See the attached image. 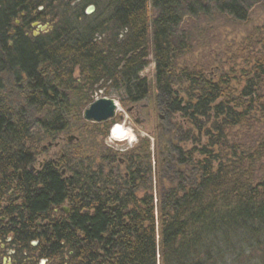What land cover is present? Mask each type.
Returning a JSON list of instances; mask_svg holds the SVG:
<instances>
[{"label": "trees", "instance_id": "obj_1", "mask_svg": "<svg viewBox=\"0 0 264 264\" xmlns=\"http://www.w3.org/2000/svg\"><path fill=\"white\" fill-rule=\"evenodd\" d=\"M88 5L95 6L91 14ZM258 5L264 0H49L51 28L38 35H7L11 19L0 10V240L11 238L14 257L264 264V131L248 142L228 134L243 128L249 137L264 125V56L254 58L238 94L227 76L215 82L199 71L185 75V106L170 89L176 60L192 48L187 22L245 24ZM149 56L152 87L140 77ZM97 89L121 92L130 104L153 89L160 110L187 118L197 134L180 124L179 136L161 138L154 172L147 138L123 160V175L110 150L106 174L67 158L57 164L68 169L65 178L53 161L28 172L42 140L85 124L82 112ZM114 122L95 132L106 136ZM185 142L190 146L182 148ZM65 203L68 214H53Z\"/></svg>", "mask_w": 264, "mask_h": 264}, {"label": "rangeland", "instance_id": "obj_2", "mask_svg": "<svg viewBox=\"0 0 264 264\" xmlns=\"http://www.w3.org/2000/svg\"><path fill=\"white\" fill-rule=\"evenodd\" d=\"M186 32L190 35L192 48L189 52L183 54V57L176 60L173 69L174 80L176 81L170 86L172 93L182 102L181 107L185 106L189 100L187 92L189 82L186 81L185 77L188 72H202L205 78L215 82L220 77L227 76L229 78V90H233L238 94L243 87L246 73L249 71L254 58L264 56V5L253 7L248 16V22L245 24L223 17H217L214 20L198 19L187 22ZM153 74L152 57L149 56V64L140 72V77L145 78L152 87ZM78 75L79 71L75 69L74 77H78ZM262 87H264V80ZM108 92L97 89L91 96V100L94 101L100 97L112 98L117 107L116 115L111 118L115 120L114 123H111V127L116 123L126 124L127 127L134 130L137 137L136 141L134 143H113L109 137L111 127L106 136H103L100 131L95 132L96 127H99L102 131L104 125L110 120L99 124H94L93 121L88 120L83 125L72 126L66 133L59 134L55 138L42 140L41 147L38 148L35 155L34 169L38 168L42 162L56 161V167L64 170L65 174L63 176L67 177L69 174L68 169L63 164L57 166L60 161H63V158H67L74 161L75 165L79 163L85 166L91 165V169L95 170L101 168L106 174L110 170L108 168L109 153L107 152L110 150L115 152L116 161L113 162L112 166L118 168L120 175H123L126 172V162L122 163V160L127 159L128 153L143 138H147L153 159L151 164L154 166V172L156 163L160 158L158 152L162 148L157 142H160L161 138L165 140L171 133L174 138L175 134L179 136L177 130H179L180 124L184 128L187 126V128L192 129L195 135L197 134L196 128L189 121L184 124L187 118L182 120L183 117L179 113H175L169 118L166 111L160 110V103L157 99L159 95L153 89L149 97L142 99L136 105V111L132 109L134 104L123 103L124 99L121 92ZM255 129L256 132L248 137L245 129L233 127L228 133L229 138L230 140L238 139L240 142L251 141L250 139L253 140V138L259 137L263 133L264 125L259 123ZM68 137L73 138L68 141ZM187 142L180 143V146L187 148V146H190ZM152 175L154 177L155 173H152ZM137 194L141 195L142 191H137ZM1 245L5 246L3 243H0ZM33 254L37 253L33 252ZM34 259L38 264L39 258L34 256ZM45 264H53V261L50 260Z\"/></svg>", "mask_w": 264, "mask_h": 264}, {"label": "flooded vegetation", "instance_id": "obj_3", "mask_svg": "<svg viewBox=\"0 0 264 264\" xmlns=\"http://www.w3.org/2000/svg\"><path fill=\"white\" fill-rule=\"evenodd\" d=\"M48 6H49V0H0V10H4L5 15H6L5 17H9L11 19V24H10L11 26L6 28L7 35L15 33L16 31H21L25 34H29V32H31L33 34L34 31L40 32L42 30H50L51 25H49L50 19L48 17L52 11H51V7H48ZM89 6H92L93 11H94L95 6L88 5L87 7H89ZM87 7H86V9H87ZM86 9H85V13H86ZM93 11H92V13H93ZM43 26H44V28H41ZM136 105L137 104H134L132 109L135 110V108H137ZM53 162L55 163L56 161H53ZM123 162H125V161L122 160V163ZM34 165H35V163L31 164L28 167V172H30L32 174H36L39 172L38 170H39V166L41 165V163L39 164L38 168H35V169L33 168ZM61 174L62 175L65 174L64 170H61ZM21 175H22L21 172H19L18 173V179L19 180L22 178ZM1 185L2 184L0 183V186ZM7 194L11 195V191H9ZM17 198H18V195L15 196L14 200ZM4 200H5V198L3 199V202H4ZM3 202H1V204H4ZM58 211H62L65 214H68L69 210L67 208V203L59 206L58 209H54L55 213H57ZM10 240H11V238L9 236H6L5 240H0V243L5 244V246L4 245L0 246V259H2L5 256H8L9 252L11 250L12 264H26V262H28V263L31 262L33 264H36V262H35L36 260L34 259V256L36 258H39V260L37 259L38 264H41L42 260H44L45 263L49 262L46 259H42V258L38 257V253L34 255L33 252L28 253V255L26 254V252H24L21 255L22 256L24 255L26 257L25 258L26 261L25 260H19L20 259L19 256L14 257L15 251L6 246V243H8ZM31 246L33 248L36 247L37 242L32 241Z\"/></svg>", "mask_w": 264, "mask_h": 264}, {"label": "water", "instance_id": "obj_4", "mask_svg": "<svg viewBox=\"0 0 264 264\" xmlns=\"http://www.w3.org/2000/svg\"><path fill=\"white\" fill-rule=\"evenodd\" d=\"M93 7H87L86 11ZM41 28H44L41 27ZM117 104L112 98L100 97L92 102L85 108L82 112L83 118L85 121H93L94 123L104 122L110 120L116 115ZM73 137H68V140H72ZM44 261V260H42Z\"/></svg>", "mask_w": 264, "mask_h": 264}, {"label": "clouds", "instance_id": "obj_5", "mask_svg": "<svg viewBox=\"0 0 264 264\" xmlns=\"http://www.w3.org/2000/svg\"><path fill=\"white\" fill-rule=\"evenodd\" d=\"M92 9L89 8L88 11ZM39 33L34 31L33 35H38ZM109 137L111 142L113 143H134L137 139L136 134L133 129L126 126V124L116 123L114 124L109 132ZM0 264H12L11 261V250L8 256L3 257L0 259ZM41 264H45L44 261H41Z\"/></svg>", "mask_w": 264, "mask_h": 264}, {"label": "bare ground", "instance_id": "obj_6", "mask_svg": "<svg viewBox=\"0 0 264 264\" xmlns=\"http://www.w3.org/2000/svg\"><path fill=\"white\" fill-rule=\"evenodd\" d=\"M90 7H92V6H90ZM92 11H93V10H92ZM92 11H91V12H92ZM91 12H87V11H86L87 14H90Z\"/></svg>", "mask_w": 264, "mask_h": 264}]
</instances>
